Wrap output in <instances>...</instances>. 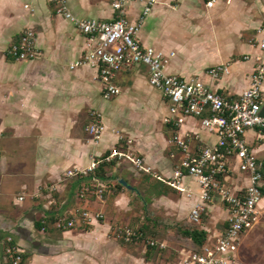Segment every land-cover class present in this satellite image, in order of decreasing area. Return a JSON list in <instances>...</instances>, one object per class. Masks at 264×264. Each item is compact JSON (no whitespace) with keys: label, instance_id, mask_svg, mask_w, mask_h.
<instances>
[{"label":"crops","instance_id":"0c3cea01","mask_svg":"<svg viewBox=\"0 0 264 264\" xmlns=\"http://www.w3.org/2000/svg\"><path fill=\"white\" fill-rule=\"evenodd\" d=\"M67 1L78 18L110 21L117 14L112 0ZM207 1L159 0L146 17L138 40L167 55L174 52L166 66L168 74L196 77L215 92L236 98L249 87L257 67L254 58L263 53L246 38L262 25L258 17L264 13V2L255 0L249 5L246 0H216L208 7ZM124 7L133 22L143 3L126 0ZM27 28L36 32L37 56L18 61L0 56V264H9L4 249L8 238L20 247L23 264H153V252L166 247L148 245L142 254L140 246L117 241L112 226L118 219H125L124 226L133 221L142 225L147 211L160 222L188 224L191 208L201 201L200 187L191 176L181 178L190 197L168 184L176 178L181 158L171 144L175 129L164 122L167 100L149 84L144 65L119 71L114 83L120 94L105 99L96 69L71 68L84 53L85 36L55 12V3L0 0V51ZM219 64L227 65L229 73L213 79L207 72ZM262 89L264 96V82ZM92 111L101 113L105 125L97 141L86 130L94 120ZM177 130L199 135V140L193 138L190 143L192 150L217 140L196 117L186 118ZM245 138L261 164L263 197L256 221L242 235L232 264H241V254L255 263L253 257H258L250 251L247 231L254 226L250 234L257 239L264 235L256 230L264 222V130L249 129ZM114 147L142 157L160 178L138 174L128 160L102 164L91 178L66 176L69 169L87 168L92 158ZM231 161L233 169L222 183L241 193L248 174L237 170L235 158ZM98 189H103L102 197ZM81 210L100 212L104 218L68 230L51 222ZM203 215L207 222L200 228L207 234L206 242H212L228 226L229 207L214 192ZM160 242L166 245L165 240ZM189 251L177 249L178 254L167 264H181V257Z\"/></svg>","mask_w":264,"mask_h":264},{"label":"built area","instance_id":"2783aa9c","mask_svg":"<svg viewBox=\"0 0 264 264\" xmlns=\"http://www.w3.org/2000/svg\"><path fill=\"white\" fill-rule=\"evenodd\" d=\"M55 3V12L70 21L85 36L83 55L71 64V68L90 66L96 69L97 79L102 85V95L111 99L120 94V89L114 83L117 73L123 69H131L136 65L148 68L149 84L160 91L167 100L168 114L164 122L175 129L171 144L180 152V162L176 167L175 179L168 184L177 191L191 196L183 187L181 178L189 175L200 187L201 201L190 210L189 221L201 224L202 216L206 211V204L217 193L229 207L228 226L225 231L212 242H205L199 251L191 250L181 257V264H232L241 237L250 228L257 218L258 205L263 197L261 164L255 154L249 149L246 141V132L258 128L264 130V116L259 111L264 103L262 84L264 82V62L260 56L255 57L257 67L251 74V83L236 98H228L217 93L213 88L196 77H181L166 72L169 55L155 49L144 47L138 40L139 31L159 0H138L143 3V9L135 21L126 17V0H112V8L116 11L115 17L110 20L97 18L75 17L68 7L67 0H50ZM216 0H208L206 5L212 7ZM25 7L30 8L29 5ZM33 10V9H31ZM37 35L31 29H25L18 40L13 42L0 56L4 55L13 60H32L38 54ZM258 47L264 48V42ZM213 79L229 73V67L219 64L211 67L207 72ZM94 120L86 130L94 141L99 140L105 130L102 115L92 111ZM189 117L200 119L201 126L208 132L216 135L214 144H199L192 150V140H199L198 134L191 136L182 134L177 129ZM194 138V139H193ZM237 160V170L248 174V184L241 193H234L222 179L232 168L231 159ZM128 160L138 174H149L159 177L158 173L145 160L117 147L108 153L91 159L87 168H73L66 172L67 177H94L95 172L102 164L113 161ZM97 193L102 197L103 189ZM84 195V190L81 191ZM22 199V197H20ZM78 218L60 217L55 227L62 230L74 228L76 225L90 226L94 221L104 218L100 212L81 210ZM118 236L131 242L139 238L133 228L120 227ZM150 247L164 248L165 243L148 240ZM5 254L9 264H23L24 257L19 246L7 239Z\"/></svg>","mask_w":264,"mask_h":264},{"label":"rangeland","instance_id":"374dc122","mask_svg":"<svg viewBox=\"0 0 264 264\" xmlns=\"http://www.w3.org/2000/svg\"><path fill=\"white\" fill-rule=\"evenodd\" d=\"M247 3H249V5L252 4V2H254L255 0H246ZM264 2V0H261ZM261 20V27L257 28L253 33V35H251L250 37L246 38V42L248 44H250L251 46H255L257 47L259 45L260 42H264V13L263 15H261V17H258ZM262 62H264V48H263V53L260 55ZM254 61L255 58H254ZM81 212H77L76 215H74L75 218L80 217ZM146 219L144 220V222H142L143 224H146L150 226V230H152V232L149 234L147 240L145 241H140L139 244L136 242H129V243H124V244H130V245H136V246H140L139 249L141 251L142 254H144V251L146 250L145 247L148 246V240H154V241H158L160 242V240H165L166 241V248L163 249L162 251L159 252H153L152 255V261L153 264H167L168 261L173 260V258L176 256V254H178L176 252L177 249L179 248H184L186 250H189L192 248V242L189 241V239H187V237L183 234V229H187L190 228L191 226H198L201 227V224L207 221H205L204 219V215H203V220L201 222V224L195 225L193 223H183L181 224V222H176L175 220H172L170 222H160L159 220L155 219H151V215L150 213H148V211L146 212ZM149 216V217H148ZM154 223V224H153ZM264 223V222H263ZM257 224L256 226V230H260L261 232L264 233V224ZM126 224L125 219L119 220L117 221V223L114 222L113 224V228H112V232L114 233V237L117 241L121 242V238L118 236V229L120 227H127V225H123ZM141 221H133L131 225H128L129 227H133V228H137V227H141ZM152 225L153 228H152ZM77 226V225H76ZM75 226V227H76ZM81 226V225H80ZM83 227H88V226H83ZM254 228V226L252 227ZM251 228V229H252ZM250 229V230H251ZM250 230L247 231V235H248V239L247 241H249V243L251 244V253H254L257 255L258 260L255 256V258L253 257L255 263L246 261L244 259V256H242L241 254V258H239V262L241 264H264V235L262 238L257 239L254 236V233L250 234ZM259 231V232H260ZM258 232V231H257ZM243 242V241H242ZM161 243V242H160ZM144 250V251H143ZM139 251V250H138ZM244 250H242L243 252ZM141 256V253L138 252ZM156 253V254H155Z\"/></svg>","mask_w":264,"mask_h":264},{"label":"trees","instance_id":"16d2710c","mask_svg":"<svg viewBox=\"0 0 264 264\" xmlns=\"http://www.w3.org/2000/svg\"><path fill=\"white\" fill-rule=\"evenodd\" d=\"M98 170L95 172L96 175L98 173ZM202 219H203V216H202ZM56 221H57L56 217L54 219L53 218L51 219V222H53V223H55ZM48 222L49 221H47V223ZM153 226L154 225H152V228H153ZM131 228H133V227H131ZM133 230L135 231V233L137 235H140V236H139V238L132 237L133 241H131V242L145 241V240H147L149 234L152 232V230H150L149 224L148 225L143 224L141 227L133 228ZM183 234L191 240L192 245H193L191 250L199 251L201 246L206 242L207 234L203 229H201L198 226H191L190 228L183 230ZM120 240H121L122 244L129 243L128 241H125L124 238H121Z\"/></svg>","mask_w":264,"mask_h":264},{"label":"water","instance_id":"95a60500","mask_svg":"<svg viewBox=\"0 0 264 264\" xmlns=\"http://www.w3.org/2000/svg\"><path fill=\"white\" fill-rule=\"evenodd\" d=\"M260 115L261 116H264V103L262 104L261 108H260V111H259ZM124 185H126L125 182L121 181ZM127 186V185H126Z\"/></svg>","mask_w":264,"mask_h":264}]
</instances>
